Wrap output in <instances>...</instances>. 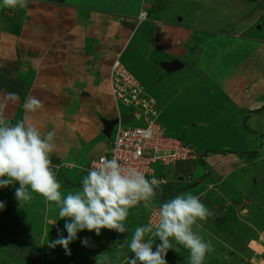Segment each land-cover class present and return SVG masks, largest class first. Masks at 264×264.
Returning <instances> with one entry per match:
<instances>
[{
    "label": "rangeland",
    "instance_id": "374dc122",
    "mask_svg": "<svg viewBox=\"0 0 264 264\" xmlns=\"http://www.w3.org/2000/svg\"><path fill=\"white\" fill-rule=\"evenodd\" d=\"M140 11L146 12L147 18L139 22L137 14ZM161 19L197 30L195 35L202 36L199 40L215 38L219 41L218 45L211 44L200 53L199 48L193 49L199 53L197 61L193 62L197 75L193 76L186 68L177 72L165 71L160 66L157 69V63L149 62L155 57L150 49L156 45L163 44L165 48L173 43L170 45L174 56L186 52L185 48L179 49L185 47L183 42H175L178 38L174 36L178 33L173 32V35L170 29L161 32V27L151 30L154 22L161 24ZM236 25L240 26L238 31L254 33L258 29L255 33L263 35L264 0H27L24 8L0 7V105H4L3 115L12 123L23 119L42 134L54 132L55 149L51 159L61 183L60 191L65 195L80 191L90 161L110 150V138L105 137L101 129L102 120L112 119L116 114L107 70L119 54L126 68L157 100L158 107L164 102L170 106L171 114L163 110L156 119V123L166 128L167 135L176 136L189 145L201 142L211 150L219 146L224 150L228 145L222 142H229L232 149L238 150L236 162L232 163L235 159H231L221 168L216 165L209 168V176H220L229 166L233 168L211 198L202 201L209 210L216 202L212 200L215 195L227 188L230 189L223 196L225 199L235 200L239 196L244 199L238 213L215 210L206 220H198L192 226L193 231L212 247L204 264H264V134L256 143L254 138H248V132L244 141L241 126L221 127L226 118L218 109L201 112L200 103L185 106L188 99L196 102L207 99L205 90L219 81L223 71L239 68L253 48L251 45L247 49L250 44L244 45L245 40L239 38L232 39L229 47L223 49L225 39L222 40L220 32L237 31ZM162 34L164 39L171 36L168 41L171 40L162 41ZM73 47L75 52H70ZM78 49L82 53L78 54ZM217 51L221 56L214 60ZM189 52L187 49L186 53ZM252 52L257 56L253 62L259 61L253 64L254 77L257 76L258 86L263 88L264 57L256 49ZM164 55L166 53H159V56ZM186 55L179 56L178 60L185 62ZM247 80L244 76L238 84H246ZM10 93L17 94L19 99L12 101ZM32 97L43 105L35 112L24 108ZM220 104L221 99L216 96L209 106L219 108ZM119 108L130 117L125 123L127 126H142V119L134 117L131 108L122 104ZM177 109L178 112L173 113ZM180 110H186L187 114ZM207 115L216 124L212 128L200 127L198 131L199 121H204L202 118L206 119ZM181 123L187 125L185 130L179 128ZM255 143V158L258 159L250 165L246 160L251 153L244 152H249L246 147L251 148ZM241 161L246 166L235 169ZM185 167L192 170L202 167L196 175L203 177V161L199 157L170 166L157 164L156 174L163 176L165 182L148 206L141 202L130 209L126 221L129 231L120 234L102 229L101 235L96 236L85 230L78 233L67 251L61 246H50L57 229L63 230L65 223L58 216L54 202L33 193L29 204L20 205L15 198L18 182L0 189V201L5 204L0 211V264H96L97 258L104 253L111 258L112 264H127V257L134 254L126 245H121L126 238L130 239L132 231L149 223L155 226L161 203L182 193L195 195L202 188L178 179L181 174L186 175ZM212 180L215 181L213 177ZM82 237H90L89 247L81 245ZM175 247L177 251L170 249L165 257L167 264H188V251L180 245Z\"/></svg>",
    "mask_w": 264,
    "mask_h": 264
},
{
    "label": "clouds",
    "instance_id": "9594fccd",
    "mask_svg": "<svg viewBox=\"0 0 264 264\" xmlns=\"http://www.w3.org/2000/svg\"><path fill=\"white\" fill-rule=\"evenodd\" d=\"M26 3L27 0H0V7L24 8ZM9 98L19 99L15 93H10ZM42 106L35 97L24 104L29 112ZM3 108L4 105H0V189L18 182L15 198L20 205L29 204L33 193L57 205L58 216L65 223L63 230L57 229L56 238L50 241L51 247L61 246L67 251L78 233L85 230L96 236L101 235L102 229L120 234L129 231L126 224L129 211L141 202L148 206L152 201L157 192L155 178L149 180L142 172L125 168L115 156L101 158L98 164L86 170L80 191L62 194L51 159L55 149L54 132L42 134L23 119L12 123L3 115ZM4 208V202L0 201V211ZM211 215L201 198L191 193H182L161 203L158 223L137 226L130 239L126 238L121 245H126L134 254L127 257V264H167L165 257L170 249L177 251L175 245L188 251V264H204L212 247L193 231L192 226ZM80 243L89 247L90 237L80 238ZM96 264H112V261L104 253L97 258Z\"/></svg>",
    "mask_w": 264,
    "mask_h": 264
},
{
    "label": "crops",
    "instance_id": "0c3cea01",
    "mask_svg": "<svg viewBox=\"0 0 264 264\" xmlns=\"http://www.w3.org/2000/svg\"><path fill=\"white\" fill-rule=\"evenodd\" d=\"M81 22L83 23V20H81ZM160 22H161V24L159 23L158 25L156 24V22H154L155 24L152 25L151 30L153 29V31H155L154 29L161 27V32L163 30L165 31L167 29H170L172 33L173 32L178 33L179 35L177 34L174 36V38L175 37L178 38L175 40V42H177V41L183 42L185 47L181 46L179 49L182 50L185 48L186 52H187V49H189L190 54L183 52V54L179 55V56H185L187 54L186 55V61L183 62V61L178 60L179 56L177 54H175V56H174L173 46H171L173 43L172 44L170 43L171 45L169 44V46H167L165 48H164V46L162 47L163 44L162 45H156L155 48L150 49L151 53L154 54L155 57H154V60H149V62H151L152 64L157 63L158 65H156V68L158 69L159 66H160V68H162L161 62H169V61H172L174 59H177L181 63V66H179L178 68H176L174 70H171V72L181 71V70L186 68L187 70L190 71V73H193L192 74L193 76L197 75V74H194L195 69H193V64H194L193 62L197 61V59L199 57V53L202 50H204V48H206L207 46H210L211 44H215V46H216L219 44V41L215 38H209L207 40H199V38H201L202 36L199 33H197L195 35L197 30H189L188 28L182 26L181 23H176L173 21H169V22L165 23L162 19L160 20ZM82 23H77V24L82 25ZM236 26H237L236 27L237 31L225 32V33L220 32L222 34L221 35L222 40L225 39V42L222 44V45H225V47H223V49L229 47L228 43L232 39H239V38L245 40L244 45L250 44V45L246 46L247 49L251 45L253 46V48L249 49L248 54L244 57L242 62L239 64V66H240L239 68L230 69L228 71H223L222 75L220 76L221 78L219 79V81L213 82L212 87L205 90L206 93L208 94L207 99L201 98L202 100H200L199 102L190 101L188 99V102L185 103V106H189L191 103L192 104L200 103V104H202V109L201 110L199 109L201 112H204V111L209 112V110L211 108L218 109L219 114L221 116L225 115V118H226L224 120V123L226 124V126L224 123H222V125H221L222 128H226L229 125H232L233 127L234 126L235 127L241 126L242 130H243L242 131L243 134H241L243 137V140L244 141L247 140L246 135L249 132L250 135L248 136V138H250V139L254 138V141L256 143H258V141H259L258 137H260L262 134H264V87L263 88L259 87L258 82L256 81L257 76L254 77V72H255L254 65L258 64L259 61L257 60L256 62H253L257 56L255 57L253 55L252 50L256 49L258 54L261 53V54H263L262 56L264 57V46L259 47V44H261V43L264 44V34L259 36L258 32L255 33L256 31H258V29H256L254 31V33H250L251 31L248 32V30L238 31L240 29V26L239 25H236ZM136 27H134V29ZM251 29H253V27H251ZM83 30H85V26H84ZM95 30L96 29H94L92 32H95ZM182 31H184L183 32L184 35H181ZM200 32L203 33L202 30H200ZM174 33H173V35H174ZM246 33H249V34L245 35ZM187 35H189V36H187ZM251 35H252V37H251ZM188 37H190V39H188ZM169 38H171V36L164 39L163 34L161 35V39L164 42H165V40L167 42H169L171 40L170 39L168 41ZM79 40L81 41V38H79ZM83 40L84 39H82L81 43H83ZM160 47L162 49H160ZM194 48H197V49L199 48V53H198V51L193 50ZM70 52H75V48L73 47ZM79 53H82V52L79 51V49H78V54ZM159 53H161V54L166 53V55L159 56ZM196 53H198V54L196 55ZM204 55L206 56V54H204ZM215 56H217V57H214L215 58L214 60H218V58H220L219 56H221L220 51H217ZM190 63H192V64H190ZM109 66H110V64H109ZM109 66H108V70H109ZM162 69L165 70L164 68H162ZM108 70H107V75H108ZM244 76L248 77L247 83L246 84H238V81L240 79L242 80V77H244ZM203 77H204V75H203ZM189 80H191V78ZM197 80L199 81L200 79H197ZM216 96H217V99H221V104H220L221 106L219 108L216 105L212 106V107L209 106L210 102H212V98L215 99ZM155 102L157 104L159 114H160V112H163V110H164V112L166 111V112L170 113V109H169L170 106H167L166 102H164L161 107H158V102L156 99H155ZM119 110H120V108H119ZM115 111H116V109H115ZM175 111L178 112V109L173 110V113ZM181 112L184 114H187L186 110L184 112L183 111H181ZM159 114H158V116H159ZM202 119L204 121H199L198 131H200L199 130L200 127L212 128V126L214 124H216L214 121L210 120L208 115H207L206 119H204V118H202ZM186 126H187L186 124L181 123V125H179V128H182L183 130H185ZM192 126L196 127V124L192 123ZM161 127L164 129V131H166L165 127H163V126H161ZM233 127L230 129H233ZM101 131H102V129H101ZM191 138L193 139L194 137H191ZM190 141H192V140H190ZM222 143H224V145L225 144L228 145V146H224L225 147L224 150L221 149L222 146H219V148H216V150L215 149L214 150L208 149L201 142H198V145H196V144L189 145L186 143L190 148L195 150L198 154L202 155V157H203V158H201V160L203 161L202 173H204V174H203V177H202V175H199V174L196 175V173L200 170L199 168H202V167H199V168L197 167L194 170H192V168L189 169V167H187V168L185 167L186 175L181 174L180 176H178V179L179 180H186V182L188 184L194 183L196 188L197 187L199 188V185H200V187H202V188H200V190L195 195L199 196L202 201L208 200L209 198H211V196L215 192L214 190H218V188H219L218 185L221 184L222 182H225L224 180L229 175V172L232 171V169H233L232 166H229V168L227 170H225L222 175H220V176H217V175L216 176H212V175L209 176L211 174L209 171V168L212 166L214 167L215 165L218 168H221V166L223 167L225 165V163H227L228 160L235 159L234 161H232V163H234L238 159L237 152H236L238 150L232 149V146L229 142H222ZM256 143L251 148L246 147V149L249 152H244V153H246L248 155L251 153V155H252V156L249 155L250 159L246 160L247 164H248V162L250 165L255 164L257 162L256 160L258 159V157L255 158L256 157L255 155L257 154V151L255 149ZM254 146H255V148H254ZM226 153H227V155H226ZM240 155H243L245 157L243 152H241ZM232 156H235V157H232ZM230 157H232V158H230ZM224 160L226 162H223ZM245 166H246V164H244V162L241 161L237 166H235V169L244 168ZM212 177L215 179V181L212 180ZM226 187H227V185H226ZM228 187H230V186H228ZM229 189L230 188L224 189L225 193H223V192L217 193L215 195L216 199L213 197L214 199H212V200H214L216 202L213 203V206L211 208L212 210H210L211 213H215L217 210L226 211V212H228L229 210L230 211L234 210L235 212L238 213V208L240 207L239 206L240 202H242V200L244 199V196H239L235 200L225 199L223 196H225V194L228 193L226 191H229ZM244 211H247V210H244Z\"/></svg>",
    "mask_w": 264,
    "mask_h": 264
},
{
    "label": "built area",
    "instance_id": "2783aa9c",
    "mask_svg": "<svg viewBox=\"0 0 264 264\" xmlns=\"http://www.w3.org/2000/svg\"><path fill=\"white\" fill-rule=\"evenodd\" d=\"M146 18V12H139L137 19ZM110 93L116 109V122L110 132V150L90 161L85 171L101 158L114 156L125 168L142 172L146 179L157 180L156 189L164 184L163 176L156 174V165L170 166L178 162L203 158L178 137L167 135L156 123L159 114L155 99L149 95L120 59L118 54L110 63L108 70ZM120 104L132 109L136 118L142 119V126H127L121 121ZM87 172V171H86Z\"/></svg>",
    "mask_w": 264,
    "mask_h": 264
},
{
    "label": "water",
    "instance_id": "95a60500",
    "mask_svg": "<svg viewBox=\"0 0 264 264\" xmlns=\"http://www.w3.org/2000/svg\"><path fill=\"white\" fill-rule=\"evenodd\" d=\"M179 66H181V63L177 59H174L169 62H161V67L169 71L174 70ZM129 120H130L129 116L121 115V121L128 122ZM115 122H116V118L102 120L103 128L101 132L105 137L110 136L111 128Z\"/></svg>",
    "mask_w": 264,
    "mask_h": 264
},
{
    "label": "bare ground",
    "instance_id": "6f19581e",
    "mask_svg": "<svg viewBox=\"0 0 264 264\" xmlns=\"http://www.w3.org/2000/svg\"><path fill=\"white\" fill-rule=\"evenodd\" d=\"M209 13V12H208ZM260 172V171H259ZM226 192H228V191H226ZM223 193H225V191L223 192ZM232 193V192H231ZM255 205V204H254ZM264 218V217H263Z\"/></svg>",
    "mask_w": 264,
    "mask_h": 264
},
{
    "label": "trees",
    "instance_id": "16d2710c",
    "mask_svg": "<svg viewBox=\"0 0 264 264\" xmlns=\"http://www.w3.org/2000/svg\"><path fill=\"white\" fill-rule=\"evenodd\" d=\"M176 137V136H175Z\"/></svg>",
    "mask_w": 264,
    "mask_h": 264
}]
</instances>
